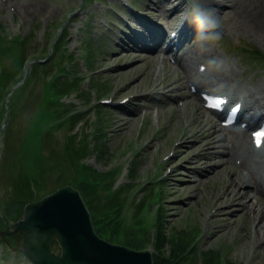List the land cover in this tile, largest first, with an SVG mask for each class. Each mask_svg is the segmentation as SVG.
<instances>
[{"label": "rangeland", "instance_id": "rangeland-1", "mask_svg": "<svg viewBox=\"0 0 264 264\" xmlns=\"http://www.w3.org/2000/svg\"><path fill=\"white\" fill-rule=\"evenodd\" d=\"M136 1L137 3L139 1V8L143 13L146 15H149V12L153 13L155 20L147 16L150 21H157V17L161 16L158 15L159 11L152 9L150 0ZM82 2L83 0H0V23L6 25L5 33L14 35L17 33L26 35L38 25L35 38L38 48H44V51L51 49L53 37L59 33L62 25L70 32L63 45L75 56V60L72 63L68 60L66 62L69 69L75 68L76 74L82 80L87 79L83 87L90 95L86 97L73 90L67 96H63L62 101H66L71 109H81L84 113L83 121L73 131L81 137L87 135L89 146L86 162L101 172L108 170L115 172L110 183L106 181L111 188H107L110 185L101 182L97 185L94 183L97 191L95 197L102 199L105 190L113 189L115 185H123L119 193L132 186L134 190L127 188L132 198H129L127 193L124 194L127 196L124 203L126 209L125 211L118 209V214L134 228V220L137 218L133 215L134 206L146 194L151 193L144 200V203L148 204L149 199L151 206L148 212L144 210V225L149 221L156 222L155 218H150L156 214L160 205L164 206L167 240L162 248L165 253L170 252L172 238L182 235L184 231H192L193 234L199 235L197 250L182 258L183 264H191L195 258H198L196 264H205L207 256L211 255L212 251H220L234 264H264V249L258 246L259 235L264 234V227L262 222L254 226L250 209L248 210L253 203L258 207L263 199L259 198L257 201L254 199L258 195L254 187L251 184L248 187L242 171L227 165V156L220 153L231 145L232 136L223 131L216 132L215 129L219 127L217 122L203 111L197 113L193 110L188 111V121L193 122V128L191 131L187 130V135H184L183 139L178 137L186 130L180 132L181 125L187 126L186 119L178 116L180 113L177 110L170 112L162 105L160 122L149 118L153 108L147 103L148 97L141 99V96L137 95L153 89L156 66L151 61L141 60V54H144L142 51L134 49L123 51L121 43L118 42L121 40L119 32H115L116 38H109L106 32L109 26L111 27L110 17L117 19V15L109 13L110 9L113 4L121 5L122 0L106 2L90 0L83 4ZM81 5L84 6L81 8ZM222 12L219 13L220 26L223 28L221 39L198 48L202 51L212 50L213 53L219 54L224 64L244 70L243 78L246 80H252L253 77L256 80L264 79L263 68L246 64L244 59L233 54L223 41L226 39L228 41L226 43L232 47L237 44L253 43L264 50V36L257 33L246 19L243 20L242 16L230 8L225 7ZM86 51L90 53L88 62L85 58ZM10 58L3 52L0 61L5 59V64H8ZM90 59L95 60L92 64H95L94 67H91ZM175 68L167 67L166 76L169 78L167 84L174 81ZM150 70L152 76H148ZM163 76L162 73L157 87H162L160 83ZM89 78L94 79L90 84ZM46 81L44 75L35 78L15 106V115L7 132V154L0 174V209L3 207L2 199L4 201L7 195L11 194L17 177L24 180L27 174L28 178H32L36 183L37 191L42 193L43 186H46V190H51L59 184L57 178L62 167L72 171L74 168L76 175L83 166L81 159H76L74 152V149L76 151L81 149L75 146L79 141L76 139L75 145L66 147L65 142L69 140L71 133L67 128L49 126L53 129L52 135L47 141H43V144L40 143L44 129L38 121H43V117L53 116L55 113V110L50 108L52 105L43 99L51 92V88L46 89ZM96 89L100 93L103 89H108L101 93L103 94L101 97L113 98L112 103H103L107 106L103 108L105 112L102 119L97 107L99 100L95 99L92 104L90 103L91 98L97 95ZM57 97L56 95L54 100ZM125 97L131 99L121 102ZM140 105L148 108V116L145 119L141 118L143 115L141 116ZM6 113L4 109L0 110V126ZM178 117H181L179 123ZM99 126L105 127L106 138L103 142L107 148L104 153L97 150L99 140L97 132L101 130ZM213 132L216 136L207 138L208 134ZM188 136L191 137L187 138ZM220 138L222 141L219 145L210 142L212 139ZM3 151L4 133L0 142V157ZM199 151L200 153L195 154ZM134 160L139 161L136 175L132 176L128 168L130 169L131 161ZM217 164L220 165L214 170L212 167ZM107 173L110 174L109 171ZM194 174H198L202 179ZM161 178H164L166 185L165 193L160 189L161 193L157 195L155 189L162 184L157 186L156 181ZM195 178L199 180L196 181ZM199 181H204L205 186L201 188ZM151 184L155 188L148 191L146 186ZM260 207L263 210L264 221V205L261 204ZM150 224V235L153 237L154 234L157 235L158 227L157 224H154V227L152 223ZM8 252L9 250L4 252L3 247H0V264H13L15 253ZM220 256L215 258L216 262ZM18 261L16 264L30 263L24 257ZM229 261L226 263L221 261V264H230Z\"/></svg>", "mask_w": 264, "mask_h": 264}, {"label": "water", "instance_id": "water-1", "mask_svg": "<svg viewBox=\"0 0 264 264\" xmlns=\"http://www.w3.org/2000/svg\"><path fill=\"white\" fill-rule=\"evenodd\" d=\"M17 232L16 248L34 264H153L151 250L101 238L80 191L72 185L28 202L20 217L0 235ZM56 242L61 253L53 251Z\"/></svg>", "mask_w": 264, "mask_h": 264}, {"label": "trees", "instance_id": "trees-1", "mask_svg": "<svg viewBox=\"0 0 264 264\" xmlns=\"http://www.w3.org/2000/svg\"><path fill=\"white\" fill-rule=\"evenodd\" d=\"M3 52L5 53V56L8 54L14 55L15 67L13 69L10 68L8 71H4L3 73L0 72V94L1 88L7 81L8 77L11 76L13 72H18L23 61V56H19V54L17 53V49H15V46L4 48L3 44H0V56ZM2 61H0V65L2 64ZM80 171V177H82L80 188L92 208L94 222L99 232L101 233L102 231V235L107 236L113 241H122L131 246L139 248L147 246V244L151 241V224L145 226L143 224L144 219L142 217H139L135 221L134 229L132 225H128L125 220L118 214V209L116 208H119L118 206H120V204H118L116 200L111 201L107 204H101L95 198L94 194L96 191V187L94 186V183H96L97 185L100 182H105V180L107 179V174H103L87 166L81 168ZM89 176H92L93 179L90 180ZM29 188L30 187L27 185L26 188L21 187L17 191L16 198L10 201L9 205L6 208V216L16 218L19 213H21L23 208L22 202H25L28 197L34 195ZM158 217L160 221L155 238L156 241L154 242V264H183L182 258L188 256L191 251L197 250L196 245H194L193 243L195 235H193L192 233H184L177 237H173L170 252L167 254L162 248L165 244V240H167L163 213H161ZM2 219L3 218L0 217V220ZM217 256H220L217 251H212L211 255L207 256L205 264H220V259L217 262L215 261V258ZM197 259L198 258L192 260L191 264H196Z\"/></svg>", "mask_w": 264, "mask_h": 264}, {"label": "bare ground", "instance_id": "bare-ground-1", "mask_svg": "<svg viewBox=\"0 0 264 264\" xmlns=\"http://www.w3.org/2000/svg\"><path fill=\"white\" fill-rule=\"evenodd\" d=\"M244 2L245 1L240 0L239 2H237V4L233 3L232 4L233 10L234 11L238 10L236 12H238V14L242 16L243 20L246 19V21L250 23V25L254 30L264 35V0H250V2L244 4V6H240ZM206 5L214 8L218 4L217 1L215 0H207ZM164 35H165L164 30H161L159 40L163 39ZM131 38L133 37L131 36ZM217 70L220 73L225 74L220 69ZM221 79L223 78L221 77ZM230 89L233 91V94H237V88L235 86H232ZM259 91L260 92L258 94L264 93V88L263 91L261 90V88L259 89ZM244 92L247 95V98H245L246 99L245 104L249 106L248 108L254 107L255 109L260 110V112H262L263 108H262L261 100H259V98H254L255 93L249 89H244L240 93H244ZM209 138H214L213 134H210ZM236 145L238 146V149L242 150V153L247 157V159L252 158L251 150L249 148L250 142L247 141L245 137L237 138ZM250 184L251 181L246 179V185L249 187ZM255 187L257 190L264 192L263 185L256 184ZM261 221L262 219L260 220L259 223L256 222V224L258 225L261 224ZM262 227H264V221H262ZM258 246H260L261 249H264V234L259 235Z\"/></svg>", "mask_w": 264, "mask_h": 264}, {"label": "clouds", "instance_id": "clouds-1", "mask_svg": "<svg viewBox=\"0 0 264 264\" xmlns=\"http://www.w3.org/2000/svg\"><path fill=\"white\" fill-rule=\"evenodd\" d=\"M181 17V22L187 20L195 29L194 43L197 47L203 48L221 38V17L215 8L206 5V0H185Z\"/></svg>", "mask_w": 264, "mask_h": 264}, {"label": "snow or ice", "instance_id": "snow-or-ice-1", "mask_svg": "<svg viewBox=\"0 0 264 264\" xmlns=\"http://www.w3.org/2000/svg\"><path fill=\"white\" fill-rule=\"evenodd\" d=\"M226 99V98H224ZM254 136L256 137V144L259 146L260 144L264 143V129H261L260 131L254 133Z\"/></svg>", "mask_w": 264, "mask_h": 264}]
</instances>
